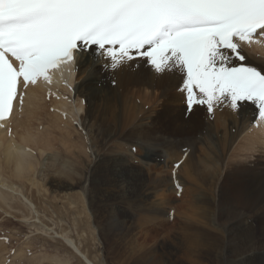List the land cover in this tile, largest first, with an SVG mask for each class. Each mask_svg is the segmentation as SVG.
<instances>
[{
    "label": "bare ground",
    "instance_id": "1",
    "mask_svg": "<svg viewBox=\"0 0 264 264\" xmlns=\"http://www.w3.org/2000/svg\"><path fill=\"white\" fill-rule=\"evenodd\" d=\"M246 50L254 53L259 51L261 55H264V48L261 47L246 48ZM88 59L91 60L90 57ZM251 60L254 61L253 64L260 66L259 59L251 58ZM78 66L80 80L76 87L78 97L86 98L89 103L85 111L84 109H76V111L83 110L85 113L80 117V121L87 137L78 131L71 121H63L57 114L48 112L49 106L44 104L40 88H31L22 115H15L11 119L13 128H16V136L9 138L3 130H0V205L4 210L6 209L5 212L10 213L14 202V206L18 204L15 192L25 187L30 193L27 198L36 206L43 208L42 202L46 199L55 210L61 213H64L66 209L68 214H79L78 218L83 214L91 215L87 214L85 203H89L92 207L94 200L99 198L97 193L101 188L96 185L98 178L96 172L101 161L113 160L117 163L114 165V172L120 173V179L112 185L133 183L136 180L144 182L142 169L129 164L127 159H124L125 155L141 159L142 163L154 169V174L150 172V175L154 177L149 176V182L154 183L156 192H164L170 200L174 197L172 191L177 194L173 187L172 166L183 155V150L179 152L175 147L180 146L186 137L189 138L196 134L195 137L189 139L190 147L188 148L191 151L177 170V176L183 185L182 194L186 193L187 187H190L189 182L202 180L199 183L202 186V233L204 229L211 228L219 232L222 237L219 242L221 244L211 248V251L214 250L213 257H206L209 246L202 241V245L205 246L202 248V264H264V241L262 240L260 243L262 246H260L257 244L259 238L255 236V229L258 225L262 226L264 235V122L261 127L252 129L256 109L246 104L239 112H234L222 106L215 109L214 118L207 119L206 110L201 108L197 110L199 116L194 117L188 124L189 120L179 119V114L176 113L179 110L172 107L169 111L162 112L161 127L165 131L164 135L159 137L162 133L158 134L159 136L156 134L155 138L147 134L148 137L144 135L145 137L141 138L142 127L149 123L147 118L159 115L156 107L150 108V102L154 98L162 101L178 100L179 91L175 90L182 84L181 74L166 71L157 75L144 61H134L118 70L107 71L101 70L100 65L90 67L82 60L78 62ZM109 76L115 77L117 81L115 87L110 85ZM139 113L141 116L137 131L131 130L127 135H123L122 140L125 142H117L118 149L112 147L113 149L109 151L108 144L117 137H122V133L129 125L138 123L136 119ZM108 114L111 115L108 116L111 119H107ZM43 115H46L44 120ZM40 124L45 128L42 132L36 131V127L38 128ZM169 134H174L173 139L168 137ZM176 134H182L183 138ZM159 141H162L164 146L159 147ZM196 144H200L202 150ZM27 145L37 154L35 155L34 151H25L24 148ZM134 146L140 150V153L136 151V156L131 150ZM94 147H96L95 150ZM88 148L94 151L95 159L89 160L91 156L87 152ZM158 148L162 152L159 153ZM197 148L200 149L199 154ZM54 149H61L60 152H63V155ZM145 150H147L146 154H144ZM106 154L112 157L108 156L107 160L105 159ZM154 154L164 159H159L158 162L154 159ZM75 158L81 159L82 166ZM45 159L49 160L46 162ZM161 169H163L162 172ZM43 171H47V174L43 175ZM38 172L40 175L36 176ZM88 183L90 195L86 196L89 202H85L84 195L82 196L75 189H85ZM109 185L110 183L106 181L102 187L106 188ZM33 187L38 189L40 196L30 191ZM196 191H193V194H197ZM156 197L160 199L157 204L165 205L160 195ZM57 200H61L63 204L59 206L53 202ZM177 207L183 208L181 205ZM28 211L33 213L32 208H28ZM188 211L184 213L188 214ZM112 213L105 214L104 223H99L94 215L104 243L110 238L123 237L122 232L125 229L135 231L136 237L141 240L150 236L151 233L140 231L145 222L143 219H137L138 223H136L131 222L130 219L116 217ZM181 213L183 212L178 211L176 215L180 216ZM86 217L89 219V216ZM156 219V215L152 213L145 217L147 223L154 222ZM73 222L74 226L78 227L76 219ZM86 228L90 229V227ZM57 234H61L66 246L73 249L79 256L81 255L87 264L97 263L81 251L82 249L80 250V245L74 244L76 239L74 242V238L67 232V229L61 228ZM5 250L7 247L0 243V261H2ZM231 250H234L233 255L230 254ZM16 251L18 252L15 256L19 258H23L26 253L23 247ZM37 255L32 259L33 264L44 263L43 256ZM154 262L159 263L157 259Z\"/></svg>",
    "mask_w": 264,
    "mask_h": 264
},
{
    "label": "snow or ice",
    "instance_id": "2",
    "mask_svg": "<svg viewBox=\"0 0 264 264\" xmlns=\"http://www.w3.org/2000/svg\"><path fill=\"white\" fill-rule=\"evenodd\" d=\"M254 45L264 48V0H0V127L30 85L78 60L179 72L188 113L203 106L214 118L222 106L250 104L259 126L264 55L245 52Z\"/></svg>",
    "mask_w": 264,
    "mask_h": 264
},
{
    "label": "rangeland",
    "instance_id": "3",
    "mask_svg": "<svg viewBox=\"0 0 264 264\" xmlns=\"http://www.w3.org/2000/svg\"><path fill=\"white\" fill-rule=\"evenodd\" d=\"M175 91H179L178 100L162 101L161 99L154 98L150 102V108L156 107L155 109L157 110V113H159V115H154L153 117L151 116L150 118H147V121H149V123L147 126L142 127L140 131V133L142 134L141 138H144L145 136H147V134L148 136L150 134L155 138H156V134L158 135L162 133L160 136L158 135L159 137L164 135L163 132L165 131L161 127L162 126L161 116L163 115L162 112L169 111L172 107L173 109L179 110V112H176L179 114L178 116L179 119L189 120L188 124L190 123L191 120H193L194 117L199 116V111H197L198 109H201L199 106L195 107L196 110L194 109L195 111L191 113L189 118L186 116L187 106L185 102V93L181 92L179 88ZM90 102L92 104V101ZM87 103H89V101H87ZM160 108H162V111H160ZM108 116L111 115L110 114L107 115V119H111L108 118ZM140 116L141 113L138 114V117L136 119V122L138 123L128 126V128L131 127L133 129L125 128L124 132L122 133V137L119 136L116 139H114L116 142H114L113 140L110 144H108L109 151L110 149L113 148L118 149L117 144L120 142L121 143L125 142L122 140V138L125 135H127L131 130H134L135 132L137 131ZM164 128L167 131H169L166 127ZM42 130H45V128ZM176 135L181 136L183 138L182 134H176ZM195 136L196 134L192 135L191 137H195ZM168 137L173 139L174 134H169ZM191 137L189 138L186 137L185 140H183L180 143V146L175 148L178 149L180 152L182 151L181 148L184 149V147L187 146L190 147V144L188 142ZM180 139L181 138H179V140ZM126 142H131V141H126ZM158 143H159L158 144L159 147L164 146L162 144V141H159ZM196 145L197 146L199 145L200 147L199 146L198 147L202 150L200 144H196ZM199 148H197L198 154L200 151ZM95 149L96 147H94V150ZM138 149L139 148H137V151L140 153V150ZM158 150L160 153L161 149L158 148ZM60 151L62 150L60 149ZM90 151L91 153L89 154L91 155V157H89V160L91 158L95 159L94 151L93 150ZM34 152L37 154L36 151ZM56 152L58 153V151ZM146 152L147 150H145L144 154H146ZM133 154L136 156V152ZM60 155H63V152ZM108 156L112 157L110 154ZM108 156L106 154L105 159L108 160ZM153 157L154 159H157L158 162L159 159H164L162 157H158L157 154H154ZM75 159H77L81 164L80 161L81 159L79 158H75ZM124 159H127L126 161L129 164L142 169L141 173L144 182L141 183L140 180L139 181L136 180L133 183L128 182L127 184H122V185L121 184L112 185L114 182H118L120 179V173L114 172V165H117V163L113 160H108L107 162L101 161V163H99L101 165H99L98 170L96 172V174L98 173L96 185L97 187L101 188L99 190V193H97V196L99 198L94 200L92 207H90L89 203H85L88 212L87 214H91V215L83 214L80 216V218H78L79 214H73V215L72 213L68 214L65 208H64L65 209L64 213H61L55 210L53 205L51 203H48L46 199L42 202L43 208L39 207L38 205L36 206V204L33 201L27 198L28 196H30V193L29 191H27L25 187H21L20 189L21 191L19 190L18 192H15L16 195L15 198L17 200L16 202L18 204L14 206L15 202L13 203L12 205L13 208L10 210V213L5 212L6 209L4 210L0 205V224L7 225L8 227H10L13 233L15 234L14 236L15 242L19 241L20 244L27 247L29 250H32L29 253H33L32 257H28V255L26 254L27 251L25 249L26 253L23 256V258H19L18 256H15L16 252H18L16 251L14 254V257L16 258L15 260L18 261V263H22L23 261H26V264H33L32 259L34 258V256L36 257V255L39 254L37 256H43L42 258L44 260L43 261L44 263L42 264H49V263L50 264L51 263L52 264H87L81 255L79 256L73 249L66 246L63 236H60L61 234H57L60 237L56 235L57 231L61 230V228L67 229V232L70 235H72L71 237L74 238L73 239L74 242L76 239V242L73 243L76 246L80 245V250L82 249L81 251H83L85 254L90 256V258H93L94 260L93 259L92 260L94 262H97L96 264H155L154 261L156 259L159 262L158 264H202V248L205 247L204 245H202V241H204V243L208 244L209 246V249L206 251V257H213L214 253L212 254V252H214V250L211 251V248L212 247L215 248L216 246L220 245L221 243L219 242H221L222 237L219 232L214 231L211 228L204 229L203 231L204 234L202 233V189H201L202 186L199 184L202 180L201 181L199 180V182L196 181L192 183L189 182L188 186H190L191 189L190 187H187L186 193H183L181 195L182 198L181 197L176 198L177 194H175L174 191H172L171 193L173 194L174 197H171L169 200V196H166L164 192L162 193L161 191L156 192L154 189V183L149 182L150 181L149 176L154 177L150 175V172L151 174H154L153 173L154 169L148 167L147 164L142 163V161H140L141 159L139 160L134 157L131 158L129 155H125ZM45 160L47 162V160L49 159H45ZM46 164L50 165L51 163H46ZM93 165H95V163ZM160 171L162 172L163 169H161ZM42 174L46 175L47 171H43ZM39 175L40 173L38 172L36 176ZM105 180L108 181L110 185L106 188H103L102 186L106 182ZM98 184L100 186H98ZM194 186L196 188H194ZM75 190L80 192L82 196L84 195L83 199H85L84 200L85 202H89L87 197L90 195L89 183L86 185L85 189H78V190L75 189ZM30 191L35 193V195L40 196V193L38 192L37 188L33 187L32 190ZM167 191L170 192V190ZM193 191L194 192L196 191L197 194L196 193L193 194ZM190 194L193 195V197ZM156 195H160L161 198H163V202L165 203V205L161 206L157 204L159 203L160 199L157 198ZM53 202H56L59 206L63 204L61 200H57ZM170 205L172 206L170 207ZM179 205L183 206V208L179 209V207H177ZM173 207L176 208V213L178 211L183 213H181L180 216H177L175 213L174 219L171 220L168 218L169 214H167V212L170 213V210H172ZM28 208H32L33 213H30L28 211ZM187 210H189L188 211L189 213L188 214L184 213L187 212ZM28 212L30 214H28ZM106 213H112L115 214L116 217H120L128 220L130 219L131 222H136V223H138L136 221L137 219H143L145 222L143 224V227L140 229V231L142 232L147 231L149 232V234L150 233L151 234L145 240H141L136 237L135 231H133L132 229H130V231H128V229H125L122 232V234H124L123 237H119L117 239L110 238L108 241L104 243L100 237L99 227L96 225L94 215H96L99 223H104ZM149 213L150 214L152 213V215H156L157 219L154 220V222H148V223L146 222L145 217ZM83 216L85 217L89 216V219L91 216V220H89L88 217H86V220H84L85 217ZM74 219H76V222L79 224L78 225L79 228L77 227V225L74 226V222H73ZM88 224H90V226H88ZM86 227H90V229H87ZM85 230L91 231L89 232L90 234ZM19 231L20 233H22L21 236L19 234H16V232ZM255 231H256L255 236L259 238L258 239L259 242L257 244L260 245V243H262V240L264 241L262 226L258 225ZM31 241H41V242L33 244L38 246L35 247L30 243ZM203 250L205 251L206 249ZM40 251H42L43 254ZM233 252L234 250H231L230 254L233 255ZM58 256L59 258L61 257V259H59ZM50 259H52V261ZM64 260H66L67 263ZM18 263L16 262V264Z\"/></svg>",
    "mask_w": 264,
    "mask_h": 264
}]
</instances>
